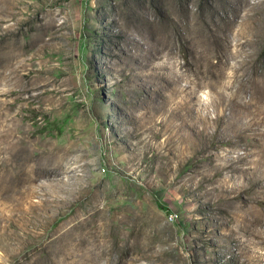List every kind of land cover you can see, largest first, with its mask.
Masks as SVG:
<instances>
[{
	"label": "rangeland",
	"instance_id": "obj_1",
	"mask_svg": "<svg viewBox=\"0 0 264 264\" xmlns=\"http://www.w3.org/2000/svg\"><path fill=\"white\" fill-rule=\"evenodd\" d=\"M260 95L264 0H0V264H264Z\"/></svg>",
	"mask_w": 264,
	"mask_h": 264
},
{
	"label": "bare ground",
	"instance_id": "obj_2",
	"mask_svg": "<svg viewBox=\"0 0 264 264\" xmlns=\"http://www.w3.org/2000/svg\"><path fill=\"white\" fill-rule=\"evenodd\" d=\"M237 75H235V79H237ZM229 94V93H228ZM226 94L225 92H222V95L220 96V98L219 99H217V105H218V116H217V118H216V120H214V122L215 123H218V121L222 118V117H219V115H220V112H222L223 114L225 113V108H227V107H231L232 109H233V115H230V118L228 119V120H231V131H232V129H233V127L235 126V123H236V120H237V105L239 104L238 102H236V100L234 99V97H233V95L232 94ZM263 97H264V95H263ZM260 98H262L261 97V95H260ZM262 101H263V103H264V99L262 98ZM251 102H253V104H255V97H252V99H251ZM221 116V115H220ZM209 113H206L205 115H204V118H205V120L206 121H209L210 119H209ZM212 120V119H211ZM213 122V121H212ZM228 122V121H227ZM227 124V123H226ZM225 126V125H224ZM224 126H219L218 127V130H217V134H218V137L220 138V139H222V138H224V137H228V136H230L231 135V131H230V134H229V132L228 133H226L225 132V130H224V128L226 127H224ZM230 126V125H229ZM230 128V127H229ZM207 129V128H206ZM203 131H205V130H203ZM227 131V130H226ZM73 167V166H72ZM243 168V167H242ZM244 169V168H243ZM251 170V167H246L245 169H244V171L245 172H249ZM261 187V188H260ZM260 190H259V192L261 191V193H264V178L260 181Z\"/></svg>",
	"mask_w": 264,
	"mask_h": 264
}]
</instances>
